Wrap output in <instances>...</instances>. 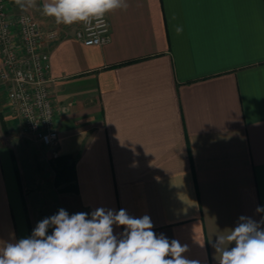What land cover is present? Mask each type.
Segmentation results:
<instances>
[{"label":"crops","instance_id":"crops-1","mask_svg":"<svg viewBox=\"0 0 264 264\" xmlns=\"http://www.w3.org/2000/svg\"><path fill=\"white\" fill-rule=\"evenodd\" d=\"M6 2L56 32L44 48L60 111L55 145L16 133L0 81V243L61 208L125 209L217 264L213 233L264 216V0H128L107 15L108 42L90 46L80 23L42 14L45 0Z\"/></svg>","mask_w":264,"mask_h":264},{"label":"clouds","instance_id":"clouds-1","mask_svg":"<svg viewBox=\"0 0 264 264\" xmlns=\"http://www.w3.org/2000/svg\"><path fill=\"white\" fill-rule=\"evenodd\" d=\"M16 4L22 10L37 7L36 0ZM128 8V0H45L42 14L58 25L89 24ZM174 30L180 35L183 27ZM256 212L264 213V206ZM114 226L123 231L114 234ZM153 228L150 216L133 217L125 209L100 207L69 215L61 208L39 221L30 236L0 243V264H200L183 255L187 244L157 235ZM213 234L217 264H264V216L259 221L240 216L234 228Z\"/></svg>","mask_w":264,"mask_h":264},{"label":"built area","instance_id":"built-area-1","mask_svg":"<svg viewBox=\"0 0 264 264\" xmlns=\"http://www.w3.org/2000/svg\"><path fill=\"white\" fill-rule=\"evenodd\" d=\"M74 37L89 46L108 42L107 16L102 22L80 23ZM55 38V30H43L26 13L9 16L6 0H0V81L7 109L20 120L24 131L47 147L58 139L54 116L60 109L52 105L44 45Z\"/></svg>","mask_w":264,"mask_h":264},{"label":"rangeland","instance_id":"rangeland-1","mask_svg":"<svg viewBox=\"0 0 264 264\" xmlns=\"http://www.w3.org/2000/svg\"><path fill=\"white\" fill-rule=\"evenodd\" d=\"M21 131H15L16 133H24V134H28L26 131L22 130V128H20Z\"/></svg>","mask_w":264,"mask_h":264}]
</instances>
